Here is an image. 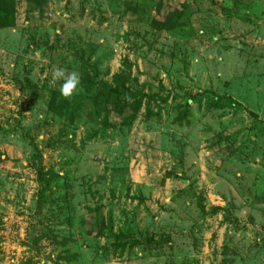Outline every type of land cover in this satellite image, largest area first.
<instances>
[{
    "label": "rangeland",
    "instance_id": "rangeland-1",
    "mask_svg": "<svg viewBox=\"0 0 264 264\" xmlns=\"http://www.w3.org/2000/svg\"><path fill=\"white\" fill-rule=\"evenodd\" d=\"M14 4L0 264H264V0Z\"/></svg>",
    "mask_w": 264,
    "mask_h": 264
},
{
    "label": "trees",
    "instance_id": "trees-1",
    "mask_svg": "<svg viewBox=\"0 0 264 264\" xmlns=\"http://www.w3.org/2000/svg\"><path fill=\"white\" fill-rule=\"evenodd\" d=\"M28 1L30 2V5L32 6L35 5L34 8L36 9L38 8L40 11L45 9L48 4V0H28ZM16 16L17 14L15 10L14 0H13V4H11L9 0H0V29L11 28L16 21ZM129 95L131 97H134V99H136L132 106L131 115L125 122L128 126H131L136 121L141 111L142 103L144 99H146L145 95L138 93L137 95L132 96L130 93H124L123 90L120 89L114 90L113 88H109L103 92L102 96L107 101L113 103L120 101L122 98L129 97ZM153 98H155L158 101V103L160 102L159 98L156 97ZM201 210L202 212H205V208H202ZM138 245H140L139 242H135L133 244L134 247Z\"/></svg>",
    "mask_w": 264,
    "mask_h": 264
},
{
    "label": "clouds",
    "instance_id": "clouds-1",
    "mask_svg": "<svg viewBox=\"0 0 264 264\" xmlns=\"http://www.w3.org/2000/svg\"><path fill=\"white\" fill-rule=\"evenodd\" d=\"M52 79L53 81H62L59 87V93L62 97L70 98L76 91H78L80 78L75 71L65 74L62 69H56L53 73Z\"/></svg>",
    "mask_w": 264,
    "mask_h": 264
}]
</instances>
